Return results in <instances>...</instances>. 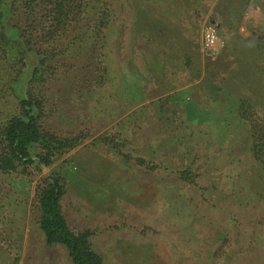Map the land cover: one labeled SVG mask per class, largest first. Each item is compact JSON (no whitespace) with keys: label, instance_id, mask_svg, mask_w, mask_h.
Masks as SVG:
<instances>
[{"label":"rangeland","instance_id":"1","mask_svg":"<svg viewBox=\"0 0 264 264\" xmlns=\"http://www.w3.org/2000/svg\"><path fill=\"white\" fill-rule=\"evenodd\" d=\"M6 1L0 126L35 95L42 129L76 143L49 165L37 147L33 163L0 170V264H72L38 223L51 176L103 264H264V168L247 124L209 108L249 90L264 0H90V14L85 0ZM208 22L218 55L202 45Z\"/></svg>","mask_w":264,"mask_h":264},{"label":"trees","instance_id":"2","mask_svg":"<svg viewBox=\"0 0 264 264\" xmlns=\"http://www.w3.org/2000/svg\"><path fill=\"white\" fill-rule=\"evenodd\" d=\"M84 2L86 14H90V0ZM81 6V4L73 6L65 0L60 3V8L65 10L72 7L83 10ZM6 7L7 1L0 0V41L2 42L9 40L3 34ZM106 18L102 17L101 20H106ZM100 24L103 26L104 21H101ZM262 29L264 30V26ZM86 31L83 33L86 34ZM261 50L260 60L263 63L260 62L257 68L249 70L250 73L253 72L256 75L255 78L248 75L245 78V84H248L249 90L233 92L231 101H229L230 99L225 101L232 105L237 118L247 124L251 138V155L264 168V106L261 110L258 108L259 105H264V45ZM45 64L44 60L33 70L32 80L43 78L42 72L45 69ZM247 65L249 63H246ZM226 95L229 98L228 94ZM226 102L224 104H227ZM41 111H43L41 98L35 95L22 96L19 101V112L9 117L5 123H1L0 170L3 172H15L21 167L33 163L34 149L37 147L43 149V152L37 153L39 157L37 163L49 165L54 156L76 143L74 139L64 140L45 132L40 124ZM184 176L186 177V175ZM63 195V185L53 176L49 177L46 186L38 194L40 211L38 223L46 244L48 246L62 245L67 250L72 264H103L102 255L92 248L91 231L85 230L79 233L73 231L62 208Z\"/></svg>","mask_w":264,"mask_h":264},{"label":"built area","instance_id":"3","mask_svg":"<svg viewBox=\"0 0 264 264\" xmlns=\"http://www.w3.org/2000/svg\"><path fill=\"white\" fill-rule=\"evenodd\" d=\"M203 48L212 55H218L223 49V41L218 27L213 22H208L203 28Z\"/></svg>","mask_w":264,"mask_h":264},{"label":"crops","instance_id":"4","mask_svg":"<svg viewBox=\"0 0 264 264\" xmlns=\"http://www.w3.org/2000/svg\"><path fill=\"white\" fill-rule=\"evenodd\" d=\"M262 15V14H261ZM263 16V15H262ZM183 89V87L182 88H180V89H178V90H176V91H170V92H168V93H166V94H164V95H161V96H165V95H168V94H172V93H177L179 90H182ZM161 96H159V97H161ZM209 96V95H208ZM210 107L209 108H212V110H218V111H232V110H234L233 109V107H232V105H229V104H226V105H221V106H218V104H216L217 102V100L214 102L213 101V99H212V97L210 96ZM154 99H157V97H154ZM156 107V105H152L150 108H152V110L154 109ZM217 107H219V108H217ZM242 123H244L243 121H242Z\"/></svg>","mask_w":264,"mask_h":264},{"label":"water","instance_id":"5","mask_svg":"<svg viewBox=\"0 0 264 264\" xmlns=\"http://www.w3.org/2000/svg\"><path fill=\"white\" fill-rule=\"evenodd\" d=\"M214 23V22H213Z\"/></svg>","mask_w":264,"mask_h":264}]
</instances>
